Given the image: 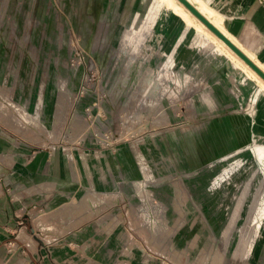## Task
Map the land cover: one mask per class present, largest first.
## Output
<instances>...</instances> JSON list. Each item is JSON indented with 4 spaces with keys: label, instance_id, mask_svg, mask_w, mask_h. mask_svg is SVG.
Here are the masks:
<instances>
[{
    "label": "rangeland",
    "instance_id": "374dc122",
    "mask_svg": "<svg viewBox=\"0 0 264 264\" xmlns=\"http://www.w3.org/2000/svg\"><path fill=\"white\" fill-rule=\"evenodd\" d=\"M133 5L137 0H0V129L39 144L38 136L47 132L55 140L45 144L61 147L73 141L108 147L143 133L159 148L168 143L172 148L176 141L175 149L183 153L185 129L199 112L200 94L191 90L202 80L185 71H232L229 90L234 95L250 76L245 71L248 78L236 76L245 74L242 68L206 45L208 38L188 24L180 39L192 36L199 61H165L151 29L157 12L166 8L164 2L142 1L141 6L149 5L144 16L127 11ZM258 93L264 95L259 85ZM260 145L264 139L256 135L192 170L178 158L177 167L171 165L168 172L164 161L161 174H145L138 182L139 191L129 188L138 205L128 207V213L138 210L146 216L141 244L147 249L174 244L191 251L187 261L177 251L172 263L162 255L160 264H264V164L254 153ZM6 188L0 193L11 197L10 184ZM106 196L83 192L72 202L100 212ZM159 198H169V205ZM69 211L63 205L47 209L44 216ZM169 214L171 225L157 221ZM168 225L177 233L171 242L164 236L170 233L164 232ZM36 226L29 222L28 228H34L29 238L14 225L7 228L2 244L14 259L6 264H27L19 252L25 243L41 244V225Z\"/></svg>",
    "mask_w": 264,
    "mask_h": 264
},
{
    "label": "crops",
    "instance_id": "0c3cea01",
    "mask_svg": "<svg viewBox=\"0 0 264 264\" xmlns=\"http://www.w3.org/2000/svg\"><path fill=\"white\" fill-rule=\"evenodd\" d=\"M142 1L137 0L138 5L127 11L144 16L149 5L141 6ZM204 1L215 14L218 12L217 17L235 43L264 64V0ZM185 27L183 18L170 9L161 8L157 12L151 29L156 32L158 45L163 47L165 61H199L198 50L192 49V36L180 39ZM185 73L202 80L199 87L191 90L200 94L196 107L199 112L191 115V126L185 129L183 153L175 149L176 141L172 148L170 143L167 148L165 145L159 148L152 137L143 133L131 142H117L108 147H85L80 141L61 147L45 144L55 140L47 132L40 133L39 144L14 131L5 133L0 129V189L8 190L7 184L11 188V197L0 193V264L14 259L2 244L7 228L14 225V230L26 233L29 238V229H34L28 228L29 222L36 228L41 225V244L25 243L22 247L19 253L27 264H160L162 255H169L164 257L172 263L171 257L177 251L186 255V261L189 259L188 247L168 244L147 249L141 244L140 228L146 216L138 210L128 213V207L138 205L129 197V188L139 191L138 182L145 174H161L164 161L168 172L171 165L177 167L178 158H184L186 167L192 170L254 140V134L259 140L264 139V95H257L258 84L250 78L239 83V94L235 97L229 90V79L235 73L224 68L190 69ZM236 76L248 78L243 73ZM40 120L45 127L42 117ZM83 192H105L107 196L100 201L104 208L98 212L94 207L84 210L78 204L74 206L72 199L75 201ZM13 196L17 197L15 201ZM158 201L164 205L169 198ZM63 205L70 207L68 214L44 216L47 209L53 212ZM157 221L169 225L173 222L170 214ZM168 226L164 232L170 233L164 236L170 237L171 242L177 233ZM186 261L180 264H187Z\"/></svg>",
    "mask_w": 264,
    "mask_h": 264
},
{
    "label": "bare ground",
    "instance_id": "6f19581e",
    "mask_svg": "<svg viewBox=\"0 0 264 264\" xmlns=\"http://www.w3.org/2000/svg\"><path fill=\"white\" fill-rule=\"evenodd\" d=\"M162 1L164 2L166 8L180 15L186 24L203 33L208 38V41L205 42L206 45L211 43L219 53L227 55L234 65L238 66L239 68L241 67L243 72L245 71L251 79L258 83L261 92L264 93V77H262L255 69H253L244 59H242V57H240L223 39L216 35L214 31H212L203 21H201L194 13H192V11H190L180 0ZM188 1L216 28H218L221 33H223L232 43H234L246 56H248L256 66L264 71V64L256 59L254 55L248 54L239 46V44L235 43L233 39L234 37L226 31L222 25V21H220V19L217 17L216 14H218V12L215 14L214 10L204 0ZM254 137H256V134H254ZM256 148L257 149L254 150L256 158L259 159L262 164H264V145H260L259 147L257 146Z\"/></svg>",
    "mask_w": 264,
    "mask_h": 264
},
{
    "label": "water",
    "instance_id": "95a60500",
    "mask_svg": "<svg viewBox=\"0 0 264 264\" xmlns=\"http://www.w3.org/2000/svg\"><path fill=\"white\" fill-rule=\"evenodd\" d=\"M192 13H194L201 21H203L216 35L223 39L242 59H244L253 69H255L262 77L264 71L256 66L234 43H232L223 33L219 31L206 17H204L188 0H180Z\"/></svg>",
    "mask_w": 264,
    "mask_h": 264
}]
</instances>
